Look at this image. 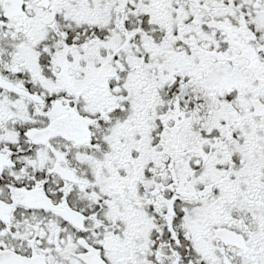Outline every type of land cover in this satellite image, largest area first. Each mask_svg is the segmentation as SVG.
Here are the masks:
<instances>
[{
  "label": "flooded vegetation",
  "instance_id": "af4514ba",
  "mask_svg": "<svg viewBox=\"0 0 264 264\" xmlns=\"http://www.w3.org/2000/svg\"><path fill=\"white\" fill-rule=\"evenodd\" d=\"M0 264H264V0H0Z\"/></svg>",
  "mask_w": 264,
  "mask_h": 264
}]
</instances>
